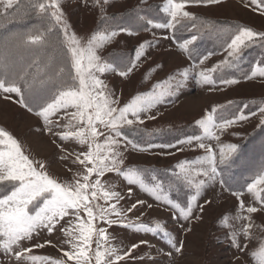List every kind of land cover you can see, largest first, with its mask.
Returning a JSON list of instances; mask_svg holds the SVG:
<instances>
[{"label": "snow or ice", "instance_id": "1", "mask_svg": "<svg viewBox=\"0 0 264 264\" xmlns=\"http://www.w3.org/2000/svg\"><path fill=\"white\" fill-rule=\"evenodd\" d=\"M108 2L94 0L101 11V25L90 38L82 39L70 30L61 0H0V93L9 94L4 96L5 99L15 94L22 107L41 119L44 131L62 143L77 145L79 151L68 152L61 159L70 160L82 168L71 179L59 180L50 174L49 165L30 158L18 139L0 128V256L3 257L0 264H129L130 261L143 260L144 256L134 253L141 245L152 247L148 241L142 240L125 249L112 242L115 237L108 228L113 226L145 235H162L171 250L181 252L183 243L162 223L156 221L152 226L138 222L141 216L129 218L128 213L138 206L143 209L153 205L136 199L130 207L121 208L120 202L125 197L121 191L115 190V183H110L113 176L129 186V198L133 191L131 186H138L155 201L170 206L178 219L188 222L196 212L203 213L204 205L200 199L205 189L213 185L224 188L228 185L226 174L231 173L234 166L243 164L239 146L223 142L222 136L230 128L250 122L252 117H258L259 126L264 127L262 101L258 111L246 113L244 109L249 105L244 104L230 117L212 107L195 120L200 134L179 139L176 145L142 146L129 138L130 132L140 131L137 126L144 124L145 119L155 120L153 110L164 104L166 98L178 95L189 83V78L199 85L210 86V90H214L218 83L227 86L240 83L233 73L241 69L246 50L254 46L264 50V32L241 25L223 29L222 34L230 37L223 42V51L227 55L210 68L202 67L210 54L200 56L198 49L191 47L197 40L195 34L178 41L180 51L186 53L193 63L121 106L119 96L106 82V74L127 79L139 67L142 58H146L152 42L141 43L134 50L131 62L104 58L101 55L103 48L120 34H138L129 27L112 23L115 17H108L104 9ZM220 2L166 0L161 9L168 17L165 22H156L139 13L137 19L147 26L144 31L172 30L171 38L176 39L175 32L182 22L191 21L192 28H195L199 20L185 10L189 4ZM251 4L264 15V0H251ZM12 23L24 27L8 29ZM215 73H219L216 78ZM256 77L264 78V57L244 75L246 80ZM177 145L203 152V155L176 165L175 179L190 193L183 206L171 198V185L166 188L156 177L151 178L155 183L146 182L142 169L124 167L129 149L144 153L157 147L173 148ZM261 149L264 151V144ZM177 150L184 151V148L178 147ZM64 151L61 148V152ZM68 170L72 171L71 168ZM106 176L108 179H104ZM244 188L253 203L246 206L245 191H233L228 186L238 199L240 214L222 217L225 228L230 229L227 238L240 251L248 247L242 240L252 241L254 238L252 214L264 211V162ZM195 218L201 219V216ZM57 231L67 237L65 243L69 249L60 248L62 255L59 258L34 254L35 250L48 245L57 247L50 239L38 242L42 236H51ZM259 235L264 237V231ZM157 251L159 255H172L171 251ZM250 255L256 264H264V238L259 240L258 251H251Z\"/></svg>", "mask_w": 264, "mask_h": 264}, {"label": "rangeland", "instance_id": "2", "mask_svg": "<svg viewBox=\"0 0 264 264\" xmlns=\"http://www.w3.org/2000/svg\"><path fill=\"white\" fill-rule=\"evenodd\" d=\"M165 2L166 0H109L108 4L104 5V9L105 14L108 17H115L116 21L119 19L118 17L132 13L141 14L143 10L154 11V7H158L157 12L163 15V18L168 19L166 13L161 11ZM61 3L70 30L74 31L78 37L90 38L100 28L101 11L99 7L95 6L94 0H61ZM185 10L194 16L235 22L254 31L264 32V15H261L260 11L251 4V0H221L219 4L211 5L189 4ZM157 12L156 14L159 15ZM115 21L112 23L124 26L120 23L121 21L119 23ZM142 24L138 19L137 24H131V26L125 24V27L138 31V34L132 36L120 34L101 52V55L106 59L116 62L123 59L125 62H131L134 50L141 43L152 42V47L148 49L146 58H142L139 67L134 69L127 79L115 74H106V82L119 96L121 106L129 102L135 95L149 92L157 83L166 81L169 76L183 71L193 63L186 53L180 51L178 44L171 38L172 30L149 29L144 31ZM226 55L223 52L219 55L209 56L202 67L210 68L225 59ZM218 75L219 73L213 74L214 78ZM146 77L147 82H145ZM5 95L9 94L0 93V128L17 138L30 158L44 161L49 165L50 174L59 180L71 179L74 173L82 170L81 166L73 165L70 160L61 159V156L68 152L79 151L77 145L62 143L59 138L48 134L42 128L41 119L22 107L17 102L18 97L15 94H10L9 99H5ZM230 101L231 104H229ZM262 101H264V78L245 79L231 86L218 83L214 90H210V86L199 85L195 80L189 78V83L178 95L166 98L164 104L153 110L152 114L156 116L155 120L145 119L144 124L137 126L140 131L130 133L135 137L148 135L147 138H143L145 145L142 146L148 145L146 142L149 141V138L154 139L165 135H171L175 141L169 144L176 145L179 139L200 134V130L195 126V120L201 118L212 107H216L218 113L229 112L226 117H230L244 104L249 105L248 109H244L246 113L258 111ZM259 125L258 117H252L250 122H243L242 125L230 128L222 136V141L239 146L251 133L261 127ZM178 147H183L184 151H178ZM61 148H64L65 151L61 152ZM168 153L175 154L169 155ZM200 155H203L202 150H191L184 145H177L173 148L157 147L144 153L129 149L126 153L127 159L124 167L163 169L166 170L168 178L169 175L174 177L169 179L178 183L174 175L176 165ZM69 168L72 171H69ZM109 176H113V174H109ZM168 178H166L167 182ZM104 179H108V176ZM110 183H115L117 185L115 190L121 191L125 197L120 202L121 208L130 207L136 199L145 200L147 204L153 205L151 208L145 206L143 209L138 206L137 209L128 213L130 219L141 216L138 222L149 223L152 226H154V222L158 221L184 245L183 250L177 253L169 248L162 235L136 233L122 226L108 228L109 233L115 237L112 242L125 249L142 240L148 241V244L152 246L141 245L134 255L144 256V259L130 261L129 264H256L250 253L258 251L259 240L264 238L259 235L260 231H264V211L252 214L254 238L252 241L242 240V243H247L248 247L244 251L238 250L227 238L230 229L225 228L222 221V217L225 215L240 214L237 197L233 196L226 187L221 188L219 185L207 187L200 199V203L204 205L203 213L196 212L190 221L185 222L177 218L170 206L155 201L139 190L138 186H131L133 191L129 198L127 195L129 186H126L121 179L113 176ZM187 195L186 203L190 196L188 190ZM243 199L246 206L253 203L252 197L246 192ZM208 200L211 203H206ZM141 212H143L142 215ZM196 216H201V219H196ZM105 227L107 226L105 225ZM237 227H239V222ZM187 228H191V231H187ZM46 239L52 240L57 247L48 245L43 249L35 250L34 254L59 258L62 255L59 249L68 250L70 247L65 243L67 237L62 232L57 231L51 236H42L38 242L43 243ZM36 242L33 241V243ZM94 249L95 244H93ZM160 249L165 252L171 251L172 255H159L157 250ZM0 260H3L2 256H0Z\"/></svg>", "mask_w": 264, "mask_h": 264}, {"label": "trees", "instance_id": "3", "mask_svg": "<svg viewBox=\"0 0 264 264\" xmlns=\"http://www.w3.org/2000/svg\"><path fill=\"white\" fill-rule=\"evenodd\" d=\"M155 10H143L140 15H145L148 18L153 20H160L165 22L167 19L163 18L159 12L158 7H154ZM156 12L159 14L157 15ZM199 18L196 21V27L192 28L191 21H184L182 25L178 26V31L175 32L176 39L175 42L178 44L182 42L186 38H190L192 35L197 36V40L191 47H195L198 49V53L200 56L204 54H210L209 56H215L223 53V42L225 39H230V37H225L222 32L225 28H232L235 25H239V23L230 22V21H218L213 19H208L201 16H196ZM115 22L123 24L125 26L131 24H137V14L132 13L126 16L118 17ZM203 21V23L201 22ZM124 22V23H123ZM32 23V21H29ZM143 28L147 27L146 25L142 24ZM24 27L23 24L20 23H12L8 25V29L17 30L22 29ZM139 30H142L139 28ZM262 57H264V50L259 48L258 46H254L246 50L244 56V62L241 65V69L237 70L233 73L235 78L241 80L244 79V75L249 73L255 66L256 63L261 61ZM192 61V60H191ZM226 114H229L227 112ZM148 136V135H147ZM146 135L144 136H133V134L129 133V137H132L136 143L139 145H145L143 142V138H147ZM173 137L164 136V137H155L149 138V141L146 144L150 143H164L169 144L173 143ZM264 144V127H260L259 129L255 130L251 133L245 141L239 145L240 153L243 159L242 165L234 166L231 173L226 174V179L228 180V185L225 187L228 189V186L231 187L233 191H245L244 185L247 181H249L254 174L257 167L264 162V151L261 149V145ZM138 169H142V175L145 177L146 182L155 183L156 181L151 180L152 177H156L157 181H162L167 188L169 185L172 186L170 196L173 200L180 203L182 206L186 204L187 190L180 185L179 183H174L172 179L174 178L169 175V178L166 175V170L159 169V168H143L139 167ZM168 178V182L166 181ZM169 183V184H168Z\"/></svg>", "mask_w": 264, "mask_h": 264}, {"label": "crops", "instance_id": "4", "mask_svg": "<svg viewBox=\"0 0 264 264\" xmlns=\"http://www.w3.org/2000/svg\"><path fill=\"white\" fill-rule=\"evenodd\" d=\"M224 113V111H222ZM224 116H226V114H224Z\"/></svg>", "mask_w": 264, "mask_h": 264}]
</instances>
